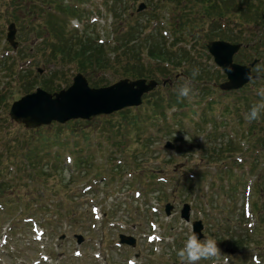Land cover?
Instances as JSON below:
<instances>
[{"label":"rangeland","instance_id":"obj_1","mask_svg":"<svg viewBox=\"0 0 264 264\" xmlns=\"http://www.w3.org/2000/svg\"><path fill=\"white\" fill-rule=\"evenodd\" d=\"M22 1L18 8L14 0H0V187L3 181L10 183L9 188H0V264H179L176 252L192 234V223L199 220L205 238L216 240L222 253L236 252L229 254L233 264H253L254 256L264 264V117L252 125L245 120L250 107L260 100L257 93L264 87V78L231 93L213 87L214 78L219 84L226 76L209 54L211 41L206 37L219 25L234 23L233 38L220 36L222 40L214 41L241 46L234 63L250 66L257 60L252 70L264 67V23L253 20V8L260 2L250 0L252 8L225 2L212 17L196 18L200 41L186 37L177 45L191 51L192 61L176 67L179 61L170 51L169 62H152L143 50L134 57L130 52L121 54V63L115 65L111 49L120 39L117 28L130 23L120 17L116 24L100 1L90 0L79 8L71 0ZM142 3L147 5L139 1L126 12L132 11V20L140 19L147 25L144 33H149L157 21L150 16L160 6L138 13ZM64 5L78 10L66 12ZM176 5L161 6V22H157L169 44L173 42L169 20ZM12 23L16 50L7 41ZM75 35L80 40L93 36L104 43L105 59H109L105 73L87 65L86 73L80 72L73 63L50 56L57 37L77 44ZM128 56L130 65L124 69ZM134 58L151 71L144 79L158 84L144 95L139 108L34 130L9 117L14 102L37 89L52 95L67 90L79 73L94 89L123 79L134 81L128 77L132 67L140 65ZM162 67L167 68L161 71L165 78L154 76ZM193 67L203 75L192 82L197 94L176 98V89L191 79L184 73L190 75ZM172 96L184 108L165 106ZM168 141L175 145L174 151L165 148ZM230 141L239 146V152L225 154L217 162L203 158L206 143L215 149ZM76 159L82 164L80 175ZM167 204L174 206L169 216ZM185 204L191 207L190 224L181 219ZM92 207L99 208V220ZM33 223L45 231L41 242L35 238ZM121 234L135 237L136 248L119 246ZM75 235L84 237L82 244H77ZM150 235L155 236L152 243ZM235 236L245 239L241 249L232 246Z\"/></svg>","mask_w":264,"mask_h":264},{"label":"trees","instance_id":"obj_2","mask_svg":"<svg viewBox=\"0 0 264 264\" xmlns=\"http://www.w3.org/2000/svg\"><path fill=\"white\" fill-rule=\"evenodd\" d=\"M25 1L28 2L29 0H25ZM34 1H37V0H34ZM87 1H90V0H71L72 4H74V6L77 5L78 8L79 6L86 3ZM97 1L101 2L100 6L107 7L109 11V15L112 16L116 24H117V20H119L120 17L125 18V20H121V21H125L128 24L130 23L128 26L120 24L117 28L120 39L114 42V47L113 49H111V50H114V53L117 55V56L115 55V58H114L115 65H116V62L117 64L121 63L120 57H119L121 56V54L126 55L127 52H130L132 56L133 54H136L139 50H143V51H146L145 52L146 56L148 58H151L150 60L153 59L152 62H155V60L160 61L161 59L164 62H167V61L169 62L168 57H171V56L168 53L170 51L171 54L174 55L172 57H175V61L176 60L179 61V63H176L175 66L176 67L181 66L182 63H186L189 60L192 61V58L190 57L191 51L182 49V47L179 48L180 46L177 47V45L182 40H184L186 37H189L196 41H200V36L197 35L198 34L197 32L199 31L194 26V23L200 20V17H199L200 15L201 16L203 15V17H206L207 15L212 17L214 15L213 13L216 12V10L220 9V6L226 4L225 2L237 3V4L242 3L244 5L248 4V6L252 8V5L248 3V2L251 3L250 0H97ZM139 1L145 2L147 4V7L149 8H154L156 6H160V7L167 6L169 3L171 4L177 3V5L175 6V10L172 13V18L169 17L170 18L169 25L171 27L170 36L173 37V42L171 44L165 41L166 38L162 35V31L159 30L160 28L159 23L161 22L160 11H163L161 9L162 7L156 8L157 11L156 12L154 11L152 15L150 13L151 15L150 18L152 20H157V21L155 25L154 24L152 25L151 27L152 30L149 33H144V30L147 29L146 28L147 25H143L140 19L139 21L132 20L133 15H134L132 11L128 13L126 12L129 9L131 10L135 6V4H137ZM257 1L260 2V6L263 5V8L262 6L261 7L257 6L253 8L255 10V14L253 15V20L256 22L264 23V0H257ZM22 3H23L22 0H14V3L12 4H14L15 7L19 8L21 7ZM74 6L71 7L68 5H64L63 7L65 8L66 12L75 13L78 9L75 8ZM196 8L198 12L197 14H194L195 12L194 9ZM242 14L245 15L246 13H242ZM217 17L219 18V21H222L224 19L222 15L219 13H217ZM150 18L148 19L147 22H150L151 20ZM196 18L199 20H197ZM243 19L247 20V17L245 16ZM121 21L119 20V22ZM157 22L159 23L157 24ZM222 25L223 27L225 26L224 27L225 31L223 32L220 31V29H222L221 28ZM222 25H219V27H217L215 31H211L207 33L206 37L208 36L207 38L209 41L222 40L223 38H221L220 36H225L227 38H233V35L230 34V31H232L230 30V28H231V25H234V23H230L229 21V23L222 24ZM74 37L78 39L76 40L78 41L77 44L73 43V41L71 42L66 39H62L61 37H57V41H56L57 43L53 44V46L51 47L53 52L51 51L52 54L50 56L53 55V58L55 60L57 59V57H59V59L65 61L67 64L73 63L80 72L86 73V69H84L85 68L84 65H87L91 69L93 68L95 72L97 70H100L101 73H105L106 72L105 66L109 63V59H105L106 58L105 52L107 51V47L104 45V43H98L99 39L98 40L94 39L93 36L90 37L88 35H85L83 36V39L81 40L79 39L80 37L77 35H75ZM160 40H162V42ZM142 41L144 42L148 41L149 45L146 47L145 45H143ZM166 45L168 46V49L165 47ZM141 53L142 51L139 52L140 55ZM132 57H134V55ZM125 59L128 63H126V66H124V69H127L130 65V61H129L130 58L128 56V58H125ZM134 59H136L138 61V64L140 65H137L138 67L136 69L132 67V69L130 70L131 73L129 74L128 77H132L136 80L149 78L150 77L149 74L151 73V71L147 70L145 66L142 65L140 59H139L140 61L137 58H134ZM166 59L167 61H165ZM165 69L167 68L166 67L160 68V70L156 72L154 76H157V74L164 76L163 72L161 71L162 70L166 71ZM184 75L185 76L187 75L188 77L190 76L191 78V72H190V75L188 73L187 74L184 73ZM201 76L203 75L198 76L199 80H202ZM261 76L264 77L263 75ZM151 78H155V77H151ZM203 79L212 80L211 78H208V77H204ZM213 80H214L213 82L214 84H218V81H219L218 78H214ZM177 97L178 96L176 95V98ZM174 98L175 97L172 96L168 101H166L165 106H167L168 108L170 107L171 108L173 107L184 108L181 102H179L178 99H174ZM147 103H150V101H147ZM154 104L155 103L153 101H152V104L150 103L151 106H156ZM164 120L166 121L167 118L164 117ZM262 141H263L262 146H264V140L262 139ZM209 144L206 143V146H208L209 148L204 147L205 151H203L204 153L203 158H207L208 160L210 159L211 161H215V162L226 158L227 156H225V154H233V153H237L240 151L239 146L237 144H234L232 141L225 144V146L220 145L219 148L215 147V149H213ZM26 158L29 160V157H26ZM75 165L80 175V171H82V164L80 163L78 159H76ZM161 170L162 169L159 168V170L155 172H160ZM200 178H203V177H200ZM9 186H10L9 182L3 181L1 183L0 188L4 190V188H9ZM231 242H232L233 247H235L236 249H241L244 245L245 239H243L242 237L239 238L235 236V239L232 238Z\"/></svg>","mask_w":264,"mask_h":264},{"label":"water","instance_id":"obj_3","mask_svg":"<svg viewBox=\"0 0 264 264\" xmlns=\"http://www.w3.org/2000/svg\"><path fill=\"white\" fill-rule=\"evenodd\" d=\"M146 9L145 4H140L138 12ZM16 26L11 24L8 27L7 41L14 48ZM241 46L230 44L225 41H211L207 45L209 54L214 57L215 64L223 70L227 80L218 87L222 91H238L250 81L246 79V73L252 70L257 60L250 66H242L233 62L235 55L239 53ZM231 69V70H229ZM255 74V73H254ZM261 76V75H260ZM260 80V79H257ZM166 82L164 81V84ZM154 80L138 79L131 81L123 79L119 82L104 88H90L83 74H77L73 84L59 93L48 94L41 89L35 93L26 95L13 103L9 117L25 128L33 130L42 126H49L53 122L65 124L72 120L92 121L100 116H109L127 108L139 107L143 103L144 95L152 92L157 87ZM166 148L174 150L175 146L168 142ZM173 206H166V214L170 215ZM191 207L185 204L181 211V218L186 222L190 221ZM203 224L201 221L193 224V232L200 239L203 238ZM82 242V237H77ZM120 243L135 247L136 241L132 237L120 236Z\"/></svg>","mask_w":264,"mask_h":264},{"label":"clouds","instance_id":"obj_4","mask_svg":"<svg viewBox=\"0 0 264 264\" xmlns=\"http://www.w3.org/2000/svg\"><path fill=\"white\" fill-rule=\"evenodd\" d=\"M261 72H264V67L257 66L254 71L249 70L245 78L248 80L264 78L259 75ZM199 75L200 69L193 67L191 69V79L176 89L178 99H188L197 94L192 82ZM257 94L260 100L254 103L245 115L248 125H252L264 117V87L260 88ZM185 139L187 140L186 136ZM176 255L179 264H233L234 260L231 255L221 252L216 240L207 238L201 240L194 232L187 238L184 246L177 250Z\"/></svg>","mask_w":264,"mask_h":264}]
</instances>
